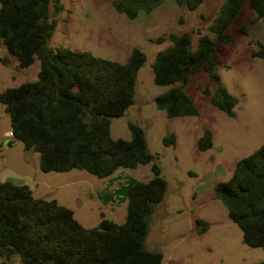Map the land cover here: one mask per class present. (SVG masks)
<instances>
[{"label":"trees","instance_id":"1","mask_svg":"<svg viewBox=\"0 0 264 264\" xmlns=\"http://www.w3.org/2000/svg\"><path fill=\"white\" fill-rule=\"evenodd\" d=\"M164 0H117L116 11L134 20L140 11L151 13ZM197 9L203 0H173ZM264 20V0H225L210 32L202 35L197 48L187 33L160 37L169 41L153 63L157 86H173L155 99L156 107L169 118L198 116L199 111L185 88L189 78L203 70L217 85L214 93H203L211 104L233 117L237 98L221 84L213 53L218 42H229L226 34L242 7ZM60 0H0V42L20 69L40 62L38 79L0 94V104L10 116L11 133L25 149L40 154L44 172L86 171L98 178L112 176L120 168L136 169L151 164L143 129L128 124L131 140L111 135V119L125 115L135 103L136 82L146 55L133 48L125 63L96 57L90 52L49 47ZM252 56L264 58V46ZM176 144L174 134L164 139ZM213 146V134L205 129L198 142L200 151ZM153 178L136 182L127 192V215L123 223L103 218L93 228L84 227L69 208L56 200L35 198L27 185L0 182V256L8 262L18 256L22 264H163V254L146 248L150 217L163 201L167 181L160 167H151ZM216 197L227 208L229 218L241 229L244 243L264 250V142L241 159L226 182L215 185ZM198 232L209 224L197 220ZM8 264V263H3ZM257 264H264V261Z\"/></svg>","mask_w":264,"mask_h":264},{"label":"rangeland","instance_id":"2","mask_svg":"<svg viewBox=\"0 0 264 264\" xmlns=\"http://www.w3.org/2000/svg\"><path fill=\"white\" fill-rule=\"evenodd\" d=\"M117 0H60L63 10L51 6L57 27L49 41L53 50L68 48L90 52L96 57L125 63L133 48L146 55L140 69L135 103L125 115L111 119L113 138L131 140L128 124L144 131L154 162L136 169L120 168L107 178L86 171L44 172L40 154L26 150L13 138L10 116L0 104V182L27 185L35 198L56 200L73 211L86 228L99 225L105 217L123 223L127 215V192L136 182L153 178L152 165L161 169L168 187L163 201L150 217L146 248L163 254V264H257L264 261V250L244 243L241 229L229 218L227 208L216 197L214 188L231 177L236 164L264 142V58L252 56L264 46V20L246 3L229 27V42H218L213 53L221 84L237 98L234 116L214 107L203 93L217 89L207 74L199 70L185 88L199 111L198 116L169 118L156 107L155 99L173 86H157L153 63L170 42L160 37L187 33L197 48L199 33L215 39L209 30L225 0H203L195 10L185 3L164 0L151 13L140 11L134 20L116 11ZM185 1V0H184ZM40 62L20 69L0 42V94L38 79ZM213 134V146L198 149L204 130ZM176 136V144L164 139ZM197 220L209 224L198 232ZM0 264H22L19 257Z\"/></svg>","mask_w":264,"mask_h":264}]
</instances>
